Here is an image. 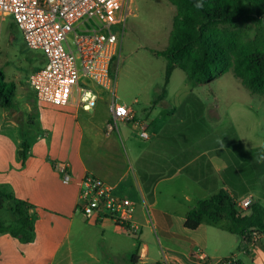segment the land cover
<instances>
[{
    "label": "rangeland",
    "instance_id": "obj_1",
    "mask_svg": "<svg viewBox=\"0 0 264 264\" xmlns=\"http://www.w3.org/2000/svg\"><path fill=\"white\" fill-rule=\"evenodd\" d=\"M132 13L124 27L116 29L120 48L111 66L116 91L115 95L109 94L117 103L139 107L160 92L166 70V60L154 57L145 48L161 50L172 43L170 32L177 10L168 0H133ZM11 23L8 19L3 24L0 71L6 80L16 83L17 90L12 107H0V196L4 199L0 222L11 225L19 220L14 200L6 196L28 201L38 235L30 243L11 239V244L5 247L17 257L7 256L4 264H52L61 243H71L75 250V235L66 237L70 212L75 210L85 221L90 220L61 199L64 191L73 186V179L70 184H63L54 163L73 165V159L67 160L52 137L40 136L55 122L58 129L59 108L39 102L29 89L28 75L40 66L43 56L41 51L25 45L22 33L15 26L11 30ZM229 29L237 31L243 40L264 43L263 23L240 20ZM87 82L100 90L93 82ZM135 100L140 104L134 105ZM167 102V107L156 106L152 116L169 111L172 124L183 119L184 126L193 119H204L207 135L201 146L214 149L211 154L221 167L220 175H224L226 166H235L242 180V196H251L254 203L264 204V95L248 90L232 71L209 83L198 84L189 80L183 70L176 69ZM160 103L166 104L163 100ZM131 137L134 148L148 143L140 133L134 132ZM200 165L203 163L197 162L194 169ZM179 179L189 178L181 176L166 181L161 189L179 183ZM55 212L63 215L56 217ZM51 222H55L53 233H49Z\"/></svg>",
    "mask_w": 264,
    "mask_h": 264
},
{
    "label": "crops",
    "instance_id": "obj_2",
    "mask_svg": "<svg viewBox=\"0 0 264 264\" xmlns=\"http://www.w3.org/2000/svg\"><path fill=\"white\" fill-rule=\"evenodd\" d=\"M41 55L43 60L39 67L46 62L42 51ZM98 92L100 99L90 111H83L75 104L68 107L57 106L60 112L58 129L56 130L55 122L40 136L52 137L67 160L73 159V165L65 162L69 165L73 186L64 191V197L61 198L63 201L76 208L81 181L87 173H91L115 187L116 194L136 202L135 221L140 224L141 231L137 235L128 234L109 219L87 222L73 210L70 212L66 237L75 235V250L71 243H61L55 251L52 264H201L192 257L194 253H204L211 261L234 256L237 264H264V235L259 246L252 249L248 241L231 232L228 225L218 226L205 221L196 230L185 226L187 214L201 200L210 198L222 187L221 167L213 159V148L204 151L207 161L213 166L206 185L182 170L159 180L149 191L141 180L136 164L163 133L164 128L168 125L177 129L185 127L183 119L172 124L173 117L169 111L152 116L156 106L169 105L170 83L167 96L163 99L166 104L154 103L160 92L139 107L118 102L128 105L136 120L147 126L150 135L146 139L148 143L137 148L132 146L131 136L134 132L140 133L138 127L118 123L116 129L110 130L113 99L111 100L108 92L107 95L104 94L106 91L102 89ZM135 103L140 104L138 100H135L134 105ZM198 158L199 156L190 162L191 166H195ZM181 176L189 179H179V183L161 189L164 182ZM203 192L207 194L197 196ZM59 215L61 217L63 212H58L55 216ZM54 224L55 222H51L49 233H53ZM37 235L36 233V237ZM11 239L20 242L8 233L0 234V264H4V259L9 255L17 257L5 247L11 244Z\"/></svg>",
    "mask_w": 264,
    "mask_h": 264
},
{
    "label": "trees",
    "instance_id": "obj_3",
    "mask_svg": "<svg viewBox=\"0 0 264 264\" xmlns=\"http://www.w3.org/2000/svg\"><path fill=\"white\" fill-rule=\"evenodd\" d=\"M168 1L177 10L170 32L172 43L161 50L145 48L154 57L166 60L165 79L155 104L167 96L168 84L176 69L183 70L189 80L198 84L209 83L232 71L248 90L264 95V43L243 40L237 31L229 29L240 20L264 24V0ZM14 26L12 21L11 30ZM16 90V83L6 80L0 71V107H12ZM204 124L201 118L193 119L182 129L172 128L171 125L164 128L136 164L148 191L159 180L169 178L180 170L206 185L210 172L207 169L212 170L213 166L207 161L205 149L200 143L207 135ZM198 156L196 163L202 162L203 165L194 169L190 162ZM221 177L222 187L210 198L201 200L187 214L185 226L196 230L205 221L218 226L228 225L231 232L248 242L254 231L264 235V204L255 202L249 211L239 209L235 199L244 192L240 189L242 180L237 168L226 166ZM6 197L14 200L19 220L11 225L0 222V234L8 233L22 243L34 241L36 232L30 214L31 205L28 201ZM3 204L4 199L0 196V210Z\"/></svg>",
    "mask_w": 264,
    "mask_h": 264
},
{
    "label": "built area",
    "instance_id": "obj_4",
    "mask_svg": "<svg viewBox=\"0 0 264 264\" xmlns=\"http://www.w3.org/2000/svg\"><path fill=\"white\" fill-rule=\"evenodd\" d=\"M133 0H0V49L3 24L11 19L22 33L25 45L43 52L46 62L28 75L27 83L36 99L58 107L77 105L92 110L100 94L87 81L115 95L111 66L120 48L117 28L124 27L132 13ZM84 80L83 84L81 81ZM112 122L134 124L140 135L149 139L147 126L136 120L132 109L113 100ZM69 184L71 174L65 162L54 164ZM237 207L248 210L251 196L235 199ZM137 204L122 197L97 176L87 173L81 181L76 209L89 220L109 219L128 234L137 235L141 226L135 221ZM263 234L254 231L249 246H259ZM192 257L201 264H237L234 256L211 261L204 253Z\"/></svg>",
    "mask_w": 264,
    "mask_h": 264
}]
</instances>
